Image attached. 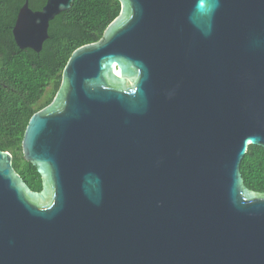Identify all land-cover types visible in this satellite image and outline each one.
Instances as JSON below:
<instances>
[{
  "label": "water",
  "instance_id": "95a60500",
  "mask_svg": "<svg viewBox=\"0 0 264 264\" xmlns=\"http://www.w3.org/2000/svg\"><path fill=\"white\" fill-rule=\"evenodd\" d=\"M29 119L32 190L0 150V264H264V0H118ZM72 0L20 7L39 52Z\"/></svg>",
  "mask_w": 264,
  "mask_h": 264
},
{
  "label": "trees",
  "instance_id": "16d2710c",
  "mask_svg": "<svg viewBox=\"0 0 264 264\" xmlns=\"http://www.w3.org/2000/svg\"><path fill=\"white\" fill-rule=\"evenodd\" d=\"M41 9L46 0H28ZM24 0H0V150L12 154V165L34 191L41 189L36 168L22 154L30 117L49 104L61 83L63 68L78 47L99 40L119 14L118 0H72L70 8L49 22L48 38L39 52L19 48L12 34ZM244 184L264 192V148L249 145L240 162Z\"/></svg>",
  "mask_w": 264,
  "mask_h": 264
}]
</instances>
